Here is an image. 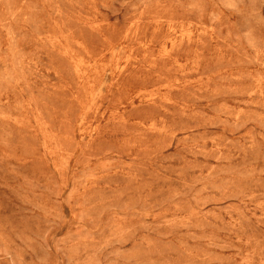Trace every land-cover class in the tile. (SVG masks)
<instances>
[{
    "label": "rangeland",
    "instance_id": "rangeland-1",
    "mask_svg": "<svg viewBox=\"0 0 264 264\" xmlns=\"http://www.w3.org/2000/svg\"><path fill=\"white\" fill-rule=\"evenodd\" d=\"M0 264H264V0H0Z\"/></svg>",
    "mask_w": 264,
    "mask_h": 264
}]
</instances>
